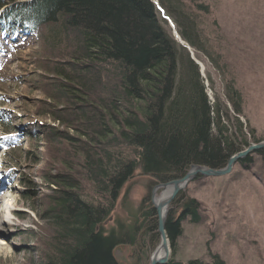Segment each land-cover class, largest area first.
Listing matches in <instances>:
<instances>
[{"label":"trees","instance_id":"obj_1","mask_svg":"<svg viewBox=\"0 0 264 264\" xmlns=\"http://www.w3.org/2000/svg\"><path fill=\"white\" fill-rule=\"evenodd\" d=\"M15 1L0 0V48L40 37L45 51L64 59L51 68L56 80L46 93L61 108L42 115L76 135L47 130L71 162L42 178L49 194L41 219L52 242L39 264H120L113 254L119 246L135 250L134 264H143L159 242L151 187L181 178L193 165L221 169L258 142L255 130L232 116L243 113L234 80L223 86L226 104L217 96L211 103L198 66L169 26L196 60L218 67L222 54L204 29V20L217 26L213 10L202 0ZM254 155L264 163V149ZM237 163L247 169L251 158ZM138 176L149 181L133 206L125 189ZM119 200L125 221L115 214ZM199 209L182 192L169 205L165 232L172 252L182 223L197 224ZM166 264L225 263L210 255L208 263L170 258Z\"/></svg>","mask_w":264,"mask_h":264},{"label":"rangeland","instance_id":"obj_2","mask_svg":"<svg viewBox=\"0 0 264 264\" xmlns=\"http://www.w3.org/2000/svg\"><path fill=\"white\" fill-rule=\"evenodd\" d=\"M202 1L213 10L217 25L210 28L204 20V29L215 38L222 54L215 68L205 57L197 60L203 66V71L198 68L207 97L211 103L214 96L225 103L223 86L233 79L242 95L243 113L231 115L244 126L248 123L255 130L257 143L262 142L264 0ZM36 38L0 48V229L5 234L0 242L6 245L0 247V264H39L43 254L50 251L52 230L41 219L49 189L43 186L42 178L48 171L54 174L63 170L62 161L71 162V157L66 155L65 145L59 139L52 140L47 130L76 138L71 128L52 121L48 112L42 115L45 110L59 112L61 108L46 93L56 80L51 68L62 65L64 59L50 55L40 37ZM9 125L11 130L6 128ZM247 157L251 158L247 169L236 163L226 176L197 177L187 185L182 193L200 204V220L197 224L182 223V235L174 252L170 247L169 258L180 263H208L210 255H218L225 264H264V163L254 153ZM148 181L138 176L130 182L125 189L126 202L136 206ZM120 200L115 214L125 221ZM111 223L110 219L105 226L109 228ZM158 244L147 252L143 264H148ZM134 251L119 246L113 254L120 264H134Z\"/></svg>","mask_w":264,"mask_h":264},{"label":"water","instance_id":"obj_3","mask_svg":"<svg viewBox=\"0 0 264 264\" xmlns=\"http://www.w3.org/2000/svg\"><path fill=\"white\" fill-rule=\"evenodd\" d=\"M169 25L173 31V36L175 37L177 42L181 46H185L187 48L191 60L198 67L201 68V71H203V67L201 66L200 62L194 58V54L192 53V51L179 38L178 34L174 30L173 24L169 22ZM261 149H264V141L259 142L257 144H251L245 150L240 151L236 153L235 155L231 156L228 159L226 165L221 169H212V168H208L205 166L193 165V166H190L189 170L181 178L154 186L152 190V194L150 196V201H151L152 207L156 214L157 234L159 238V244H158V247L152 252L151 256L149 257L148 264H166L170 259L169 258L170 257V243H169L168 237L165 232V224H166V218H167L169 205L175 199V197L180 192H183L185 188L187 187V185L191 183L193 180H195L197 177L211 178V177L226 176L232 171L233 166L237 162L246 158L250 153H255L256 151H259ZM169 186L172 187L171 194L165 197L164 199H160L157 203H154L153 197H154L155 190L158 188L163 189ZM158 251H161V254L158 255Z\"/></svg>","mask_w":264,"mask_h":264},{"label":"bare ground","instance_id":"obj_4","mask_svg":"<svg viewBox=\"0 0 264 264\" xmlns=\"http://www.w3.org/2000/svg\"><path fill=\"white\" fill-rule=\"evenodd\" d=\"M202 66V65H201ZM203 67V66H202ZM172 187H165V188H158L154 192L153 201L154 203H157L160 199H164L165 197L169 196L171 194ZM151 203V201H150ZM152 205V204H151ZM5 238V234L0 229V241H2ZM6 246L3 242H0V247ZM161 254V251H158V255Z\"/></svg>","mask_w":264,"mask_h":264}]
</instances>
